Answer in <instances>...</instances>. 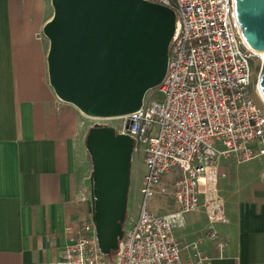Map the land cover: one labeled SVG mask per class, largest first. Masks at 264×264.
Returning a JSON list of instances; mask_svg holds the SVG:
<instances>
[{"label": "built area", "instance_id": "1", "mask_svg": "<svg viewBox=\"0 0 264 264\" xmlns=\"http://www.w3.org/2000/svg\"><path fill=\"white\" fill-rule=\"evenodd\" d=\"M146 1L172 9L176 29L164 80L146 94L140 109L121 117L124 128L116 130L143 150L146 172L138 209L126 218L112 259L100 249L90 212L67 226L70 240L60 259L46 264H212L200 240L184 244L175 231L201 207L202 198L210 218L225 221L217 196L221 158L242 162L264 156V99L256 78L264 54L246 42L235 0ZM103 119L95 118L101 125ZM168 174L173 175L167 191L172 209L157 213L150 201L164 192ZM207 235L220 249L225 246L216 231ZM190 248L193 252L186 253Z\"/></svg>", "mask_w": 264, "mask_h": 264}, {"label": "crops", "instance_id": "2", "mask_svg": "<svg viewBox=\"0 0 264 264\" xmlns=\"http://www.w3.org/2000/svg\"><path fill=\"white\" fill-rule=\"evenodd\" d=\"M52 16L51 0H0V264L57 261L70 240L67 226L92 212L86 138L97 121L59 104L50 85L43 27ZM224 177L217 196L225 221L211 219L202 198L175 236L200 240L212 264H264V171L229 192ZM137 209L135 202L129 213ZM212 230L223 248L207 235Z\"/></svg>", "mask_w": 264, "mask_h": 264}, {"label": "water", "instance_id": "3", "mask_svg": "<svg viewBox=\"0 0 264 264\" xmlns=\"http://www.w3.org/2000/svg\"><path fill=\"white\" fill-rule=\"evenodd\" d=\"M44 25L49 82L58 98L92 118L137 111L168 69L175 12L146 0H51ZM248 45L264 52V0H235ZM264 97V62L259 74ZM134 140L94 124L86 138L92 163V218L106 256L119 247L127 218Z\"/></svg>", "mask_w": 264, "mask_h": 264}, {"label": "rangeland", "instance_id": "4", "mask_svg": "<svg viewBox=\"0 0 264 264\" xmlns=\"http://www.w3.org/2000/svg\"><path fill=\"white\" fill-rule=\"evenodd\" d=\"M54 12V10H53ZM260 63L256 64V78L260 74L261 70ZM163 95L158 94L157 100H161ZM256 100L260 103L262 100L260 96L256 97ZM103 125H108L114 127L117 131H120L124 128L125 120L121 117L118 118H106L99 120ZM228 160H225V159ZM224 159V160H223ZM220 160L221 165L219 167V172L225 174V177L222 181V189L237 190L244 185H249L258 179L260 173L264 171V156L261 158H256L249 161H238L235 157H223ZM145 174V164L143 159V150L142 148L134 149L132 157V172H131V185H130V194L128 202V215L129 211H133L134 203L141 201V188H142V179ZM173 177L172 174H168L164 177L161 186L163 187L164 192H161L157 198L150 201V207L157 213H164L172 209V200L167 194L170 179ZM137 195V198L135 196ZM127 215V217H128ZM70 237V236H69Z\"/></svg>", "mask_w": 264, "mask_h": 264}, {"label": "trees", "instance_id": "5", "mask_svg": "<svg viewBox=\"0 0 264 264\" xmlns=\"http://www.w3.org/2000/svg\"><path fill=\"white\" fill-rule=\"evenodd\" d=\"M135 148V146H134ZM115 252H113L111 255L107 256L109 259H112V257L114 256Z\"/></svg>", "mask_w": 264, "mask_h": 264}, {"label": "bare ground", "instance_id": "6", "mask_svg": "<svg viewBox=\"0 0 264 264\" xmlns=\"http://www.w3.org/2000/svg\"><path fill=\"white\" fill-rule=\"evenodd\" d=\"M263 54H264V52H263ZM260 92V95L263 97V94H262V91H261V89L259 90ZM263 99H264V97H263Z\"/></svg>", "mask_w": 264, "mask_h": 264}, {"label": "flooded vegetation", "instance_id": "7", "mask_svg": "<svg viewBox=\"0 0 264 264\" xmlns=\"http://www.w3.org/2000/svg\"><path fill=\"white\" fill-rule=\"evenodd\" d=\"M129 192H130V191H129ZM128 202H129V199H128ZM128 210H129V209L127 208V215H128ZM124 228H125V224H124Z\"/></svg>", "mask_w": 264, "mask_h": 264}]
</instances>
